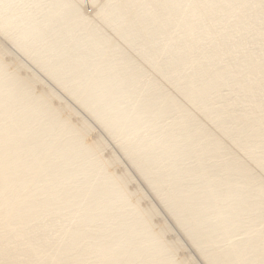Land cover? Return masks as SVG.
Returning a JSON list of instances; mask_svg holds the SVG:
<instances>
[{
	"label": "bare ground",
	"instance_id": "bare-ground-1",
	"mask_svg": "<svg viewBox=\"0 0 264 264\" xmlns=\"http://www.w3.org/2000/svg\"><path fill=\"white\" fill-rule=\"evenodd\" d=\"M85 1L0 0V34L116 142L203 264L258 260L259 9L87 0V12ZM28 64L0 41V264H173L175 249L196 264L92 124Z\"/></svg>",
	"mask_w": 264,
	"mask_h": 264
},
{
	"label": "rangeland",
	"instance_id": "rangeland-1",
	"mask_svg": "<svg viewBox=\"0 0 264 264\" xmlns=\"http://www.w3.org/2000/svg\"><path fill=\"white\" fill-rule=\"evenodd\" d=\"M88 1L86 0L85 1V5H84V8L86 9V11L87 12H91L92 11V9H93V7H91V4H88L87 3ZM103 27V26H102ZM2 35L0 34V41H2V42H4L8 47H9V49L13 52V54L14 55H16V56H18V58L21 60V61H23L24 63H29L28 64V66H31L30 67V70H33V72H35L37 75H39L40 76V78L42 79V80H44V83H46L48 86H50L51 88H53L63 99H64V97H65V100L67 101V102H69L70 104H72L76 109H77V111L80 113V115L83 117V118H85L86 120H88L91 124H92V126H93V131H94V133H99V135H101L102 136V138L107 142V144H108V150L110 151V152H113V154L115 155V156H118V158L120 159V161L122 162V165H123V167L122 168H125L128 172H130L131 174H132V176H133V178H134V181H133V184L134 185H136V184H139V186L144 190V192H145V194L147 195V199H148V201L150 200L151 201V203L157 208V210L160 212V216L162 217V219L168 224V225H170V227L172 228V234H173V236H176V237H180L179 239H180V241H181V243L185 246V251L187 252V253H189V255H191L192 254V257L195 259V261H197L196 262V264H203V262L202 261H204L203 259H201V257L197 254V252L195 253V248L192 246V244L190 245V241L188 242V238L186 239V236L184 235V233L182 232V230L181 229H179V227H177L176 225H175V222H174V220H172V218H171V216L169 215V213L165 210V208H163L161 205H162V203L160 204V202H159V200L158 199H156L155 198V194L153 193V191H151V189L149 188V187H147L148 185L147 184H145L144 185V183H146L144 180H142V177L140 178L138 175V172H135L136 170L134 169V167L133 166H131L132 164H130L128 161V159L122 154L123 152L119 149V147H118V145L116 144V142L115 141H113L108 135H107V133H105L104 132V130H103V128H101L100 127V125L98 126L97 124H95V121L92 119V117L90 116L89 117V115H88V112L87 111H85V110H81L82 108L81 107H79L76 103H74L73 102V100L71 99V101H70V97L68 98V96H66V94H64L63 93V90L61 89V91L60 90H58V89H60L59 87H57L55 84H54V82H53V80L52 79H50L49 80V78L50 77H48V76H46L44 73H43V75L41 74L42 73V71H40L39 69H38V67H36L35 65L33 66V64H31V62H27V58H26V56H24V55H22L21 54V52L20 51H18L16 48H14L12 45H10L8 42H6L5 40H4V38H3V36L1 37ZM15 50V51H14ZM33 66V67H32ZM36 70V71H35ZM39 72V73H38ZM41 72V73H40ZM53 84V85H52ZM69 100V101H68ZM83 113V114H82ZM87 117H85V116ZM94 123V124H93ZM95 128V129H94ZM127 159V160H126ZM121 165V166H122ZM125 166V167H124ZM137 173V174H136ZM135 175V176H134ZM150 189V191H149V189ZM148 192V193H147ZM158 200V201H157ZM149 201V202H150ZM156 203V204H155ZM163 209V210H162ZM162 213H164V214H162ZM173 221V222H172ZM170 222H171V224H170ZM174 224V225H173ZM181 234V235H180ZM187 240V241H186ZM185 243V244H184ZM187 245L189 246V248L187 247ZM194 248V249H193ZM194 251H193V250ZM197 255V256H196ZM199 258H200V260H199ZM202 260V261H201ZM205 263V262H204ZM206 264V263H205Z\"/></svg>",
	"mask_w": 264,
	"mask_h": 264
},
{
	"label": "snow or ice",
	"instance_id": "snow-or-ice-1",
	"mask_svg": "<svg viewBox=\"0 0 264 264\" xmlns=\"http://www.w3.org/2000/svg\"><path fill=\"white\" fill-rule=\"evenodd\" d=\"M191 6L200 8L207 11L221 10V9H237V10H247V9H259L260 13V28L261 37L264 41V0H196ZM261 74L264 76V63H262ZM55 103V101H53ZM70 122H73L74 126L85 136V138H91V133L89 132L88 124L75 121V118L71 115L67 116ZM96 143V141H93ZM97 144V143H96ZM98 147L103 148L102 145L97 144ZM261 185L264 188V175L261 176ZM261 217L264 219V207L261 208ZM176 259L173 264H190V262H185L180 258L178 249L174 250ZM244 264H264V245L261 246L259 259H250L244 262Z\"/></svg>",
	"mask_w": 264,
	"mask_h": 264
}]
</instances>
